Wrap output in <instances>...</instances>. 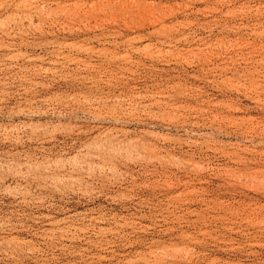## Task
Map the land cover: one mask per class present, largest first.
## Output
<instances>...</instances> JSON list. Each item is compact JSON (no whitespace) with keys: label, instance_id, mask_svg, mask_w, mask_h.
<instances>
[{"label":"rangeland","instance_id":"374dc122","mask_svg":"<svg viewBox=\"0 0 264 264\" xmlns=\"http://www.w3.org/2000/svg\"><path fill=\"white\" fill-rule=\"evenodd\" d=\"M0 264H264V0H0Z\"/></svg>","mask_w":264,"mask_h":264}]
</instances>
